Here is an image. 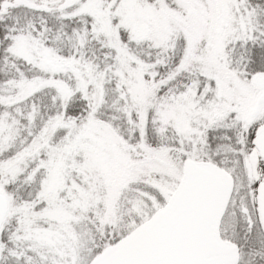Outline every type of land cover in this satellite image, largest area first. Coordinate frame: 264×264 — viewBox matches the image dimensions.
I'll return each mask as SVG.
<instances>
[{
    "label": "snow or ice",
    "instance_id": "1",
    "mask_svg": "<svg viewBox=\"0 0 264 264\" xmlns=\"http://www.w3.org/2000/svg\"><path fill=\"white\" fill-rule=\"evenodd\" d=\"M0 264H264V0H0Z\"/></svg>",
    "mask_w": 264,
    "mask_h": 264
}]
</instances>
